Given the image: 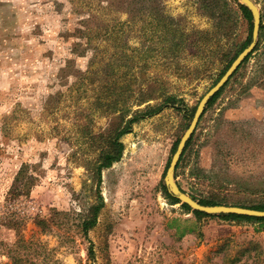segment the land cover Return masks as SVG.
<instances>
[{"label":"rangeland","instance_id":"374dc122","mask_svg":"<svg viewBox=\"0 0 264 264\" xmlns=\"http://www.w3.org/2000/svg\"><path fill=\"white\" fill-rule=\"evenodd\" d=\"M252 1L263 17L257 46L206 108L176 170L179 187L198 200L215 193L264 203V0ZM239 5L0 0V264H229L253 243L264 250L258 224L197 219L164 192L173 147L194 109L247 48ZM127 83L134 92L160 85L179 103L121 138L123 156L102 173L104 208L85 237L79 225L97 199L91 165L119 114L106 103ZM25 165L34 185L15 197Z\"/></svg>","mask_w":264,"mask_h":264},{"label":"trees","instance_id":"16d2710c","mask_svg":"<svg viewBox=\"0 0 264 264\" xmlns=\"http://www.w3.org/2000/svg\"><path fill=\"white\" fill-rule=\"evenodd\" d=\"M239 8L243 14V16L247 19L249 23V34L248 38L246 40V43L244 44V48L248 46L252 42V32H253V16L248 8H246L243 5H239ZM263 19V17H262ZM262 24V22H261ZM263 29V24L261 25V30ZM174 54H177V52H180L179 46H175ZM242 52V51H241ZM240 52V53H241ZM239 53V54H240ZM238 54V55H239ZM237 55V56H238ZM237 56L234 57L237 58ZM251 55L245 60L248 61L250 59ZM234 59L228 64V66L222 71L220 76L218 77V80L213 84L216 85L220 78L226 73L227 69L230 67ZM244 62V63H245ZM96 56L93 57V60H91V66H96ZM95 64V65H94ZM239 70V69H238ZM115 75H117L116 72H114ZM236 74V73H235ZM234 74V75H235ZM126 74L125 76H127ZM230 81V80H229ZM229 83V82H228ZM227 83V84H228ZM125 84V83H124ZM128 84V83H127ZM120 86V94H118V97L115 101H109L107 104L108 108H111L114 112H118L117 118L114 120L111 130L109 131V134H107L105 141L106 146L102 151L99 153L97 159L94 161V163L91 165V173L93 174V180L96 184V203H94L89 209L86 215L83 217L79 228L80 231L83 233L85 237L88 236L89 232L92 231L98 224L99 216L102 212V209L104 208V199L101 194V185H102V173L104 170L111 168L115 163L119 162L123 156L124 153V144L121 142V138L124 135H127L131 133L132 127L135 123L138 121L155 115L159 113L164 107L175 105L179 103L177 97L175 95H171L166 92L165 88L161 87L160 85H141L137 87L136 92L133 91V84L129 83L128 85ZM225 85V87L227 86ZM163 86V85H162ZM122 89V91H121ZM224 87L217 93L209 102L208 107H210L214 102L220 97ZM116 92V91H115ZM113 91V94L115 93ZM117 94V93H115ZM122 94L124 96H122ZM125 95H127L125 97ZM136 96L137 99L134 104L130 105L128 103V99L131 97ZM123 97V98H122ZM122 100L120 101V99ZM125 98V101H124ZM159 99L162 101V104H160L157 107L154 108H148L145 111L142 110H132L133 106L136 105L140 107L141 105L151 101ZM207 107V108H208ZM187 110V109H186ZM195 112V109L193 113ZM192 113L191 118H193L194 114ZM193 138V137H192ZM191 140L187 143L186 149L184 150V153L181 157L180 163L183 161L184 156L186 155V152L191 144ZM178 146V142L175 143L173 147V152L176 151ZM180 163L177 167V169L180 166ZM26 165L23 166L22 169H20L15 182L12 185L11 191L12 195L15 197L19 196H28L30 189L34 185V178L29 176L28 173H26ZM164 192L166 197L172 202V204H179L180 202L176 199H174L172 196L168 194L166 189L164 188ZM194 199L198 200L196 196H192ZM200 203L203 205H233V206H239V207H245V208H251L256 210L264 211V203L261 204H255V205H247L244 203H241L240 201L231 202L227 200L225 197H219V195H216L215 193H212L211 196L201 197L199 199ZM182 208L185 209L187 212H192L191 209L187 205H182ZM197 219H202L204 217H210L204 213H200L197 211L192 212ZM223 220L228 221H234L237 223H254L258 224L260 227L258 231H264V218H253V217H246V216H238V215H220L218 216ZM40 226H43L45 230L49 229L50 226L47 223V221L42 220L39 223ZM259 245L257 243H253L249 245V247H245L240 249L236 256L233 259H230L228 261L229 264H239L241 262H248L249 260L253 259V262L251 264H258L259 262L262 263L261 256L264 254V250L259 249ZM255 250V251H254ZM255 252V255L254 253ZM90 253H93L92 249ZM226 258V256H225ZM15 264H21V259L15 258Z\"/></svg>","mask_w":264,"mask_h":264},{"label":"water","instance_id":"95a60500","mask_svg":"<svg viewBox=\"0 0 264 264\" xmlns=\"http://www.w3.org/2000/svg\"><path fill=\"white\" fill-rule=\"evenodd\" d=\"M240 5L245 6L249 9L253 16V32H252V42L244 49L239 56L234 60L226 73L218 81V83L212 87L201 99L191 123L180 139L177 149L171 159L170 165L167 169L165 176V187L170 196L178 200L182 205H187L193 211L204 213L206 215H238L253 218H264V211L232 206V205H203L199 200L194 199L191 195L185 193L176 182V170L180 163L181 157L186 149L187 143L194 136L199 122L204 115L206 108L208 107L211 99L219 93V91L225 87L229 80L234 76L238 69L242 66L245 60L253 53L257 46L260 28H261V12L257 5L252 0H235Z\"/></svg>","mask_w":264,"mask_h":264}]
</instances>
